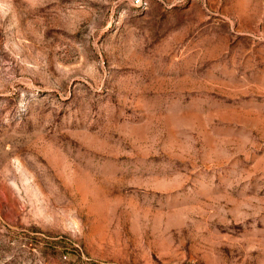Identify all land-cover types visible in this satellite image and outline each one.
<instances>
[{
  "label": "rangeland",
  "instance_id": "1",
  "mask_svg": "<svg viewBox=\"0 0 264 264\" xmlns=\"http://www.w3.org/2000/svg\"><path fill=\"white\" fill-rule=\"evenodd\" d=\"M0 264H264V0H0Z\"/></svg>",
  "mask_w": 264,
  "mask_h": 264
},
{
  "label": "built area",
  "instance_id": "2",
  "mask_svg": "<svg viewBox=\"0 0 264 264\" xmlns=\"http://www.w3.org/2000/svg\"><path fill=\"white\" fill-rule=\"evenodd\" d=\"M144 2H146V0H136V3H137V4H142V3H144Z\"/></svg>",
  "mask_w": 264,
  "mask_h": 264
}]
</instances>
